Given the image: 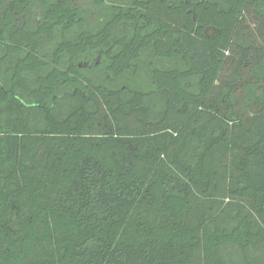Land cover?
Instances as JSON below:
<instances>
[{"label":"trees","instance_id":"trees-1","mask_svg":"<svg viewBox=\"0 0 264 264\" xmlns=\"http://www.w3.org/2000/svg\"><path fill=\"white\" fill-rule=\"evenodd\" d=\"M0 264H264V0H0Z\"/></svg>","mask_w":264,"mask_h":264},{"label":"rangeland","instance_id":"rangeland-1","mask_svg":"<svg viewBox=\"0 0 264 264\" xmlns=\"http://www.w3.org/2000/svg\"><path fill=\"white\" fill-rule=\"evenodd\" d=\"M107 2V0H106ZM77 4L82 7H88L92 9L93 5L95 4V0H77Z\"/></svg>","mask_w":264,"mask_h":264}]
</instances>
